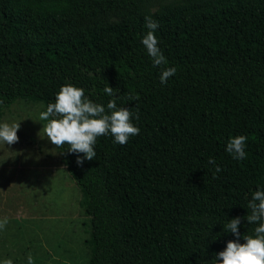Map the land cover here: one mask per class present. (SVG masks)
<instances>
[{"label": "trees", "instance_id": "16d2710c", "mask_svg": "<svg viewBox=\"0 0 264 264\" xmlns=\"http://www.w3.org/2000/svg\"><path fill=\"white\" fill-rule=\"evenodd\" d=\"M152 1L0 0V118L18 101L46 111L66 84L106 108L112 87L140 133L124 145L98 137L82 165V153L58 148L89 218L88 264H219L237 240L231 219L241 218V244L258 226L246 216L264 190V0L146 12ZM146 17L159 25L166 65L154 66L142 44ZM166 67L177 72L162 84ZM239 135L243 160L226 151Z\"/></svg>", "mask_w": 264, "mask_h": 264}, {"label": "rangeland", "instance_id": "374dc122", "mask_svg": "<svg viewBox=\"0 0 264 264\" xmlns=\"http://www.w3.org/2000/svg\"><path fill=\"white\" fill-rule=\"evenodd\" d=\"M184 0H155L144 5L154 13L177 7ZM119 21L118 15L107 17ZM43 103L18 101L0 118V124L20 123L19 141L0 143V264H88L89 218L81 207L82 193L58 152L44 136L40 113Z\"/></svg>", "mask_w": 264, "mask_h": 264}, {"label": "clouds", "instance_id": "9594fccd", "mask_svg": "<svg viewBox=\"0 0 264 264\" xmlns=\"http://www.w3.org/2000/svg\"><path fill=\"white\" fill-rule=\"evenodd\" d=\"M145 21L149 31L143 37L142 44L152 58L154 66L166 65L168 62L158 47L159 41L154 35L159 25L150 17H146ZM176 72L175 67L163 68L160 75L161 83L166 84ZM117 92L110 86L105 87L104 93L113 97L106 105L108 110L106 112L104 105L94 103L85 96L83 88L71 84L62 86L55 97V102L49 103L46 111L40 113L39 120L47 121V124L43 125L44 136L57 148L68 145L69 153H82L83 158L79 156L77 158L78 165H82L84 159L91 161L96 157L94 146L100 136L110 134L116 143L127 144L130 137L140 133V129L133 124V113L130 109L117 106ZM136 119H139L138 115ZM19 128L20 123L0 124V143L7 145L17 143ZM246 141L247 137L244 135L232 137L226 145V151L233 159L243 160L247 156ZM208 163L216 164L211 157ZM221 170L218 165L215 167L216 173ZM247 207L251 210V214L246 216L248 224H258L254 229L255 234L244 236L246 242L239 243L241 218L231 219L225 228L227 232L234 234L237 240L229 241L226 248L216 255L219 264H264V190H256ZM7 224V217L0 219V230H3ZM4 264H12V261L6 260ZM28 264H33L31 257L28 259Z\"/></svg>", "mask_w": 264, "mask_h": 264}]
</instances>
